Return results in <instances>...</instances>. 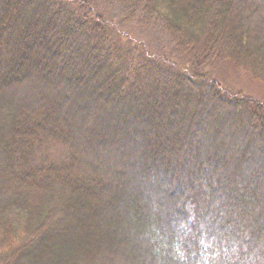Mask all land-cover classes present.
<instances>
[{"label": "trees", "instance_id": "1", "mask_svg": "<svg viewBox=\"0 0 264 264\" xmlns=\"http://www.w3.org/2000/svg\"><path fill=\"white\" fill-rule=\"evenodd\" d=\"M111 1L179 63L92 0H0V264H264V98L203 72L264 84V0Z\"/></svg>", "mask_w": 264, "mask_h": 264}, {"label": "rangeland", "instance_id": "2", "mask_svg": "<svg viewBox=\"0 0 264 264\" xmlns=\"http://www.w3.org/2000/svg\"><path fill=\"white\" fill-rule=\"evenodd\" d=\"M92 3L94 10L108 22L114 36L119 39L120 45L135 46L140 52H149L155 57H169L172 58V62L179 63V59L174 57L168 37L160 30L128 21L121 8L113 4L111 0H92ZM203 72L207 74L216 72L212 78L217 81L218 78L220 80L223 78V85L233 93L264 98L263 83L255 81L246 72L235 70L229 64H221L218 68L206 69ZM121 120L124 119L118 118V122ZM70 159L71 153L65 147L49 145L37 151L35 163L40 165L66 164Z\"/></svg>", "mask_w": 264, "mask_h": 264}]
</instances>
